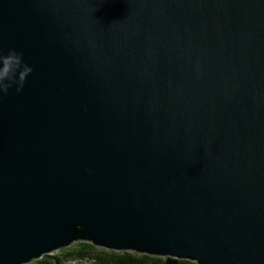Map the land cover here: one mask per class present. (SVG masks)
<instances>
[{
  "label": "water",
  "instance_id": "obj_1",
  "mask_svg": "<svg viewBox=\"0 0 264 264\" xmlns=\"http://www.w3.org/2000/svg\"><path fill=\"white\" fill-rule=\"evenodd\" d=\"M11 53L0 264L78 240L264 264V0H0Z\"/></svg>",
  "mask_w": 264,
  "mask_h": 264
},
{
  "label": "trees",
  "instance_id": "obj_2",
  "mask_svg": "<svg viewBox=\"0 0 264 264\" xmlns=\"http://www.w3.org/2000/svg\"><path fill=\"white\" fill-rule=\"evenodd\" d=\"M197 264L188 258L168 254L139 253L134 250L117 251L95 246L89 241H75L70 246L45 254L26 264Z\"/></svg>",
  "mask_w": 264,
  "mask_h": 264
},
{
  "label": "clouds",
  "instance_id": "obj_3",
  "mask_svg": "<svg viewBox=\"0 0 264 264\" xmlns=\"http://www.w3.org/2000/svg\"><path fill=\"white\" fill-rule=\"evenodd\" d=\"M5 65L3 72H0V77L6 76L9 71V66L12 63H16L17 65L20 63V57L17 56L15 53H11L9 56L5 57L3 60ZM25 71H29V69H25Z\"/></svg>",
  "mask_w": 264,
  "mask_h": 264
},
{
  "label": "rangeland",
  "instance_id": "obj_4",
  "mask_svg": "<svg viewBox=\"0 0 264 264\" xmlns=\"http://www.w3.org/2000/svg\"><path fill=\"white\" fill-rule=\"evenodd\" d=\"M57 250H53V251H51L50 253L52 254V253H55ZM50 253H48V254H50Z\"/></svg>",
  "mask_w": 264,
  "mask_h": 264
}]
</instances>
